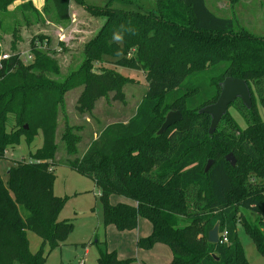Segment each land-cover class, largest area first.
I'll return each mask as SVG.
<instances>
[{
	"label": "trees",
	"instance_id": "16d2710c",
	"mask_svg": "<svg viewBox=\"0 0 264 264\" xmlns=\"http://www.w3.org/2000/svg\"><path fill=\"white\" fill-rule=\"evenodd\" d=\"M15 1L0 0V12ZM22 1L21 9L39 13L33 0ZM72 1L105 19L76 68L62 75L39 36L30 45L31 62L19 60L13 44L0 70V161L22 137L32 144L39 132L44 136L31 161H14L0 173V264H45L43 248L30 250L29 230L51 247L65 245L73 232V222L60 219L66 199L54 192L60 117L66 152L77 155L81 128L69 121L66 94L80 88L77 110L89 113L109 93L124 102L123 88L134 81L106 64L143 71L148 87L132 117L106 125L81 156L65 161L99 188L103 224L130 231L140 217L147 219L152 233L137 246L167 245L173 253L168 264H250L238 237L243 223L264 256V119L255 102L264 106V35L237 28L206 0H157L152 8L137 0H108L103 7L45 0L43 12L67 21ZM229 76L247 81L253 106L237 99L231 106L243 114L245 128L228 111L210 135L211 116L199 110L217 101L219 83ZM170 111H180L182 120L158 135ZM113 195L130 201L113 204ZM243 209L259 214V224ZM216 224L221 240L211 243ZM103 244L98 264H131Z\"/></svg>",
	"mask_w": 264,
	"mask_h": 264
},
{
	"label": "rangeland",
	"instance_id": "374dc122",
	"mask_svg": "<svg viewBox=\"0 0 264 264\" xmlns=\"http://www.w3.org/2000/svg\"><path fill=\"white\" fill-rule=\"evenodd\" d=\"M86 1L88 5L100 7L107 4V1L104 2L103 0ZM230 2L231 0H206L208 8L215 14L222 17L234 18L237 21V28L245 27L254 34L264 35V0H241L235 7H232ZM23 3L22 0H16L9 6L7 12H0V54H12L13 44H17V52H28L34 38L38 39L39 36H44L46 37L45 47L42 46L41 48L45 51L46 48L50 49L48 54L58 60L61 74L66 75L70 69L76 68L83 59L82 54L86 43L89 41L87 39L96 32V27L99 25L95 27V24L89 25L82 21L72 24V21H68L70 16L67 21H60L53 13L43 12L45 0L41 8H37L34 5L39 13H34L32 10L27 12L21 9L20 6ZM73 5H77V10L81 11L83 15L87 12L86 16L89 21H91V17L96 18L82 5H78L76 2ZM144 7L147 8V6ZM97 18L105 20L102 17ZM19 36L20 39L17 38ZM96 66L99 68L100 65L96 64ZM103 66L117 69L125 76L133 78L134 81L126 84L123 88L125 93L124 102L114 99L115 93H109L106 97L98 100L94 110L89 113L77 110V100L81 92L80 88L69 91L65 96L66 113L71 125L80 126L79 134L81 135V141L78 144L77 155L69 156L66 152L65 144L61 140V132L65 126V120L63 119V115H61L60 127L57 134V163L54 166V173L56 175L54 192L56 195L66 199L60 219L71 220L74 228L66 244L58 247H51L49 244L43 245V240L39 235L31 230L27 232L31 252L36 253L41 248L44 249L47 257L45 264H81L82 260H84V264H98L101 251L105 248L104 242H106L108 250L116 251L120 259H131V264H140V259L137 255L125 257L132 253L131 235L121 238L116 228L117 232L109 231L103 224L100 190L94 181L65 164L66 159L81 156L106 125L117 121H127L132 117L147 91L148 86L143 71L116 67L111 64ZM255 102L264 119V106L256 97ZM229 116L238 124L240 129L245 128L246 122L243 114L233 105L229 108ZM43 145L44 136L42 132H39L32 144H28L25 138L22 137L20 143L14 148H9L6 157L0 161L1 175L6 173L7 167L14 161H31L32 155L42 148ZM129 201L119 195L111 196L113 204ZM242 211L249 221L255 225L259 224V214L247 209H243ZM140 220L146 226H151L150 221L147 219L141 217ZM180 225L184 226L185 223L182 222ZM237 231L250 264H264V256L258 251L243 223L238 224ZM157 245L167 247L163 243H158L151 250L157 249ZM135 249H140L137 244L135 245ZM162 257L163 254L157 252L154 259L159 260Z\"/></svg>",
	"mask_w": 264,
	"mask_h": 264
},
{
	"label": "water",
	"instance_id": "95a60500",
	"mask_svg": "<svg viewBox=\"0 0 264 264\" xmlns=\"http://www.w3.org/2000/svg\"><path fill=\"white\" fill-rule=\"evenodd\" d=\"M219 86L221 92L217 101L199 110V113H205L211 116V124L209 128L210 135L216 131L222 118L228 113L231 104H233L237 99H241L243 105L247 109H251L253 106L251 88L246 80L229 76L220 82ZM182 117L183 116L180 111H170L157 134L160 135L164 133L169 127L182 120ZM226 159L231 163L232 166L236 165V158L234 157L233 153H229L226 156ZM212 163L213 160L211 159L208 162L206 171L210 169ZM219 241V225L216 224L215 227L209 232V242L218 243Z\"/></svg>",
	"mask_w": 264,
	"mask_h": 264
},
{
	"label": "crops",
	"instance_id": "0c3cea01",
	"mask_svg": "<svg viewBox=\"0 0 264 264\" xmlns=\"http://www.w3.org/2000/svg\"><path fill=\"white\" fill-rule=\"evenodd\" d=\"M84 1L86 4H88L86 0H84ZM103 1L108 2V0H103ZM74 2L75 1H72L71 5H70V19L68 21H70V22L72 21L71 22L72 24H75L77 22L82 21V22L88 23L89 25L95 24V27L99 25L98 27H96V30H95L96 32H94L92 34V36L95 33L97 34L99 29L104 24L105 20H103L101 18H97V17L95 18V17L90 16L91 21H89L88 17L86 16L87 12L85 13V10L83 9V12L85 13L83 15V13H81V11L77 10V8H76L77 5L76 6L73 5ZM147 2H148V4H146ZM156 2H157V0H137V3L143 4V6H147L149 8L154 7ZM43 3H44V0H34V5L37 8H41L43 6ZM71 23H70V25H71ZM92 36H90L87 40H90L92 38ZM140 219H141V217L139 218V221H138V225L140 226L139 228L137 226L138 229L136 228V229L130 230V231H119V232H117L115 230L116 227L113 225L107 226L106 229H109V231H116L121 238H124V237L131 235L130 243L132 246V253H131V255L129 254L125 257L137 255L140 259L139 260L140 264H166V263L168 264L169 262H171L173 259V253L168 246L166 247L163 245H160V246L157 245V247H156L157 249H154V250L149 249V251H145L146 249L140 250L141 248L138 250L135 249V245L137 244V241L140 239V237L142 238L143 236L150 235L152 233V224L149 222L151 226H146V224L144 222H142ZM141 225H142V228H141ZM157 252H161L163 254V257L159 260L154 259L155 254H157Z\"/></svg>",
	"mask_w": 264,
	"mask_h": 264
},
{
	"label": "built area",
	"instance_id": "2783aa9c",
	"mask_svg": "<svg viewBox=\"0 0 264 264\" xmlns=\"http://www.w3.org/2000/svg\"><path fill=\"white\" fill-rule=\"evenodd\" d=\"M41 47H42V45H41ZM44 47H45V45H44ZM17 55L19 56V60H21L25 63H29L33 60L32 54L29 50H28V52H18ZM11 57H12V54H10V53L0 54V70L5 68V62L8 61ZM225 236H226V233L224 232L222 234L224 241L226 240ZM220 237H221V235H220ZM220 240H221V238H220ZM81 264H84V260L81 261Z\"/></svg>",
	"mask_w": 264,
	"mask_h": 264
}]
</instances>
